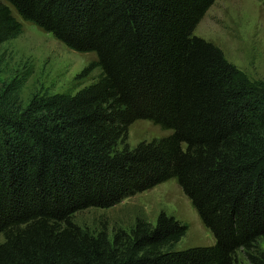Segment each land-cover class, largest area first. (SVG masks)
<instances>
[{
    "label": "trees",
    "instance_id": "trees-1",
    "mask_svg": "<svg viewBox=\"0 0 264 264\" xmlns=\"http://www.w3.org/2000/svg\"><path fill=\"white\" fill-rule=\"evenodd\" d=\"M264 4V0H260ZM215 0H0V46L30 23L94 57L75 93L0 81V264H264V83L193 35ZM147 120L161 137L126 144ZM174 179L211 245L165 213L129 232L73 222Z\"/></svg>",
    "mask_w": 264,
    "mask_h": 264
},
{
    "label": "rangeland",
    "instance_id": "rangeland-1",
    "mask_svg": "<svg viewBox=\"0 0 264 264\" xmlns=\"http://www.w3.org/2000/svg\"><path fill=\"white\" fill-rule=\"evenodd\" d=\"M193 35L217 46L226 60L251 81L264 83V4L260 0H215ZM93 57L90 53L75 52L51 34L23 22L22 34L0 46V81L30 71L20 91L23 105L36 92L75 93L98 75L99 70L95 69L89 76L77 78ZM164 134L151 122L137 120L129 127L126 144L134 147L141 141ZM160 213L188 226L178 248L214 243L213 235L203 226L174 179L127 197L109 208L90 207L79 211L74 214L73 222L91 234L105 230L112 236L118 230L129 232L138 218L155 224ZM2 240L0 236V242ZM256 249L264 252V237L258 240ZM237 260L248 263L242 251Z\"/></svg>",
    "mask_w": 264,
    "mask_h": 264
}]
</instances>
